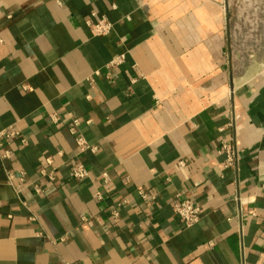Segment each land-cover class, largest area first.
<instances>
[{
    "label": "crops",
    "instance_id": "crops-1",
    "mask_svg": "<svg viewBox=\"0 0 264 264\" xmlns=\"http://www.w3.org/2000/svg\"><path fill=\"white\" fill-rule=\"evenodd\" d=\"M263 63L264 0H0V264H264Z\"/></svg>",
    "mask_w": 264,
    "mask_h": 264
},
{
    "label": "built area",
    "instance_id": "built-area-1",
    "mask_svg": "<svg viewBox=\"0 0 264 264\" xmlns=\"http://www.w3.org/2000/svg\"><path fill=\"white\" fill-rule=\"evenodd\" d=\"M95 16V14H94ZM89 23L93 26V31L96 35H104L107 34L111 29V22H109L106 18H97L95 21H89ZM119 60H114L112 64H118ZM260 76L264 79V63L262 64V68L260 70ZM74 123H78L77 119H74ZM12 133L7 134L5 132L0 133V139L4 136H11ZM79 144L83 149L90 148L91 150H95V146H89L86 142L83 141L82 138H79ZM222 151L227 156V165H232L235 162V150L232 145L225 140H222ZM71 172L74 178L82 179L88 175V169L82 163L74 164L71 168ZM106 178L107 174L103 173L102 175ZM174 210L179 215V217L183 220L186 226H192L199 222L201 218L202 208L194 203L192 200L187 198H180V200L174 203ZM116 212H114V215Z\"/></svg>",
    "mask_w": 264,
    "mask_h": 264
}]
</instances>
